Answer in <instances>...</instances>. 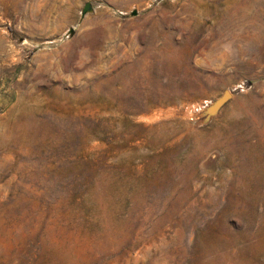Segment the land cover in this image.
I'll return each mask as SVG.
<instances>
[{
	"label": "rangeland",
	"instance_id": "obj_1",
	"mask_svg": "<svg viewBox=\"0 0 264 264\" xmlns=\"http://www.w3.org/2000/svg\"><path fill=\"white\" fill-rule=\"evenodd\" d=\"M0 264H264V0H0Z\"/></svg>",
	"mask_w": 264,
	"mask_h": 264
},
{
	"label": "water",
	"instance_id": "obj_2",
	"mask_svg": "<svg viewBox=\"0 0 264 264\" xmlns=\"http://www.w3.org/2000/svg\"><path fill=\"white\" fill-rule=\"evenodd\" d=\"M92 11V5L90 2H85L82 10H81V16H84L87 12ZM230 92L228 90H225L221 96H219L216 100H214L211 104H209L204 110V116L210 117L211 115L215 114L218 109L230 98Z\"/></svg>",
	"mask_w": 264,
	"mask_h": 264
}]
</instances>
